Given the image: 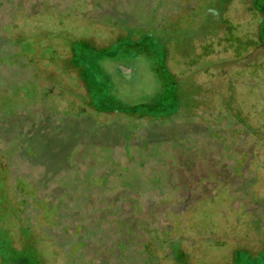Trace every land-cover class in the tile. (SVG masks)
Listing matches in <instances>:
<instances>
[{
	"label": "rangeland",
	"instance_id": "rangeland-1",
	"mask_svg": "<svg viewBox=\"0 0 264 264\" xmlns=\"http://www.w3.org/2000/svg\"><path fill=\"white\" fill-rule=\"evenodd\" d=\"M201 10L0 0V264H264V103Z\"/></svg>",
	"mask_w": 264,
	"mask_h": 264
},
{
	"label": "flooded vegetation",
	"instance_id": "flooded-vegetation-1",
	"mask_svg": "<svg viewBox=\"0 0 264 264\" xmlns=\"http://www.w3.org/2000/svg\"><path fill=\"white\" fill-rule=\"evenodd\" d=\"M196 1L202 5L203 27L210 28L200 27V45L213 49L216 59L223 62L217 66L219 71L238 73L233 83L240 93H258L264 103V0ZM256 123L264 127V118Z\"/></svg>",
	"mask_w": 264,
	"mask_h": 264
},
{
	"label": "trees",
	"instance_id": "trees-1",
	"mask_svg": "<svg viewBox=\"0 0 264 264\" xmlns=\"http://www.w3.org/2000/svg\"><path fill=\"white\" fill-rule=\"evenodd\" d=\"M30 260H31V262H32V264H38L39 262H37L36 263V260L33 258V256L31 257V255H30ZM27 264V262H26V260H24L23 258H20V259H18L16 262H14L13 264Z\"/></svg>",
	"mask_w": 264,
	"mask_h": 264
}]
</instances>
